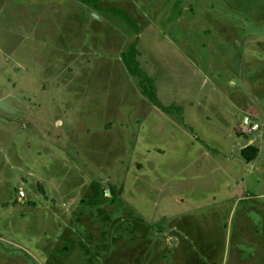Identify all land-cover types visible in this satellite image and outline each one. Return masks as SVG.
Listing matches in <instances>:
<instances>
[{
    "label": "rangeland",
    "instance_id": "obj_1",
    "mask_svg": "<svg viewBox=\"0 0 264 264\" xmlns=\"http://www.w3.org/2000/svg\"><path fill=\"white\" fill-rule=\"evenodd\" d=\"M99 5L0 0V264H264V0Z\"/></svg>",
    "mask_w": 264,
    "mask_h": 264
},
{
    "label": "trees",
    "instance_id": "obj_2",
    "mask_svg": "<svg viewBox=\"0 0 264 264\" xmlns=\"http://www.w3.org/2000/svg\"><path fill=\"white\" fill-rule=\"evenodd\" d=\"M81 2L84 5H88L93 8L95 11L103 12L111 14L114 17H119L125 20L129 26L135 31L138 32L139 26L135 24L130 16L121 9L111 8L105 9L99 5V0H76ZM138 51H137V43L132 44L123 56V63L131 77L137 78L141 81L144 95L149 99V101L158 109L162 110L165 114H182V110L177 107H164L162 103L159 101L156 95V89L154 86V82L150 79L141 69L140 64L137 61ZM147 85V86H146Z\"/></svg>",
    "mask_w": 264,
    "mask_h": 264
},
{
    "label": "crops",
    "instance_id": "obj_3",
    "mask_svg": "<svg viewBox=\"0 0 264 264\" xmlns=\"http://www.w3.org/2000/svg\"><path fill=\"white\" fill-rule=\"evenodd\" d=\"M263 164V166H262V168H264V162L262 163ZM260 166V167H261ZM264 176V175H263ZM262 176V179L264 180V177ZM250 180H252V177H250L249 179H248V181L246 182L247 184H249L251 181ZM248 190V186L245 184V190ZM253 194V193H252ZM252 196H255L256 198H252L249 202H255V201H261V202H263L262 204L260 203L259 204V207H250L249 208V212L250 211H252V210H255L257 213H259V214H264V191H262V192H260L259 194H253ZM258 198V199H257ZM250 206V205H249ZM245 224L247 223V226H248V228L249 229H251L252 231H254L255 230V227H256V225H255V223L254 222H252V218L250 217L249 218V215H247V216H245ZM247 220V221H246ZM261 222L259 223V225H258V227H259V232L261 231ZM261 236V234L259 235V240H256L255 238H251L250 239V243L248 244L249 245V247H250V249H253L254 251L256 250V251H258V253H260V247H261V245H262V238L260 237ZM251 262V261H250Z\"/></svg>",
    "mask_w": 264,
    "mask_h": 264
},
{
    "label": "built area",
    "instance_id": "obj_4",
    "mask_svg": "<svg viewBox=\"0 0 264 264\" xmlns=\"http://www.w3.org/2000/svg\"><path fill=\"white\" fill-rule=\"evenodd\" d=\"M256 129V128H255Z\"/></svg>",
    "mask_w": 264,
    "mask_h": 264
}]
</instances>
